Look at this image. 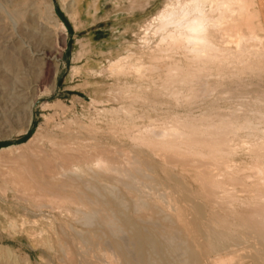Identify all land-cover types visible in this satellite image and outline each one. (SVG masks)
Wrapping results in <instances>:
<instances>
[{
  "label": "rangeland",
  "instance_id": "obj_1",
  "mask_svg": "<svg viewBox=\"0 0 264 264\" xmlns=\"http://www.w3.org/2000/svg\"><path fill=\"white\" fill-rule=\"evenodd\" d=\"M16 1L18 0H0V149L9 148V150H4L0 152V185L2 186V187L0 186V264H92V263L95 264V262L102 256L104 258V259L102 258V260H104L105 262L101 260L103 262L102 263L100 261L101 259L100 258L99 261L96 262V264H101V263L107 264L108 262L111 264V261H114L112 262V264L113 263L121 264V262L122 264H124L122 260L123 257L122 254L119 252L118 249L116 250L113 249L115 248L113 245L114 242L117 241L123 247L122 249L124 252L128 253V250L130 254L134 252L131 251L133 250L132 248L134 247L133 244L127 242L128 243L127 246H129L130 248L125 245L126 244L125 241H130V240L131 242L133 241L130 236H132L131 234L133 233L132 229L134 228V224L128 223L126 221L128 220V218H130L133 215L134 216L139 215V217L142 216V218L148 217L149 219L148 218L145 219L152 221L154 220V224L155 222L159 223L158 225L157 224L156 225L160 227L159 230L160 234H158V239L159 241L162 239L160 241L163 245L161 254L162 255L165 254L164 259L161 258L162 257L161 254H160L161 256L159 255L160 251H158L159 253L157 254L156 253L157 251L153 253L154 251L152 250L153 251L152 252L150 251L151 249L148 248L144 251L145 254L143 252V254L145 255V257L143 255V262L144 260H146L143 264H145L146 262H148L147 264H168V263L178 264V261L182 260L181 257H183V260L186 261L183 262L182 260V262L180 261V264H218V263L219 264H258L255 257L259 256V253H255L254 257L249 255L251 252L250 246L251 245L253 246V244H251L252 242L247 237H239L238 246L235 247L233 251L222 252L223 254L219 253L222 254L220 258L217 257V254L213 255V253L211 252L208 253V255L201 253V249L199 248V246H203V244H205L204 243L205 240H203L205 236L204 233L201 232H203V228H205L206 225L209 224V220L215 214L216 210L217 211L218 209L219 211L222 210L221 206L219 208L217 205V203L218 204L220 203L217 201L213 202L211 200V196L208 195L210 193V188L199 184L200 177L202 178L204 177V175L207 176L209 173L215 171L214 170L215 168L213 169L212 167L214 165H212L211 162H207V164L209 163L208 164L209 167H208L206 163H204L205 165H203V163L201 164L196 162L197 163L196 164L195 162H191L192 164H190V162H188L189 163L188 165H191L188 166L186 164L187 162H185L184 164L186 165H184L182 161L179 162L178 160H176V162H174L175 160L172 161L170 160L166 162L165 165H163L165 168L161 166V169L160 167L147 169L146 166H144L145 162L143 161L144 159H146L145 158L146 155H144L145 153L143 151L141 152L142 157L136 156V154H134L135 151L134 148H132L133 144L131 143L132 140L131 138H129V135L138 132V130L141 129L143 130L145 129V127L147 128L148 126L149 127L155 125L158 126L162 123L161 121L163 120L171 121L169 120L170 119L169 117L172 118L174 115L177 116L182 115L180 117H184L190 114L189 115L190 117L194 116L193 118L198 119L199 121L201 119V122H198L201 124L204 123L207 124V122L209 123L210 121H211L210 123H212L223 118L229 119V116H231V114L238 117L239 119H244L247 117H251L253 114H255L256 113L255 109H260L264 117V72L258 74L253 72L252 73L250 72L251 74L249 72H244V74L239 73L237 76L234 73L231 74L230 72L227 71L223 75H218V76L210 75L208 76L207 81L209 84L217 86V87L213 86L214 87L213 89L216 88L215 91L212 89L207 94H204V96L203 95L200 96L198 101L192 104L191 106L190 104L185 105L184 103H181L180 105H174L172 104L171 100L167 98V95L158 93L159 81L163 76V71L161 72L158 71V73H156L157 71L151 72L145 69L141 71L142 74H138L134 68L130 67V66L136 67L141 63H145V64L148 63L147 54L149 51L156 48L155 45L158 42V38L157 36H154L151 33H149L147 34L146 39H144L143 34L145 32H143V28L145 24L151 19V17L158 10L162 9L166 3L174 0H71V1L70 0H30V4L28 3L27 5L28 8L24 7L19 9L16 5H14ZM247 2L249 3L248 5L249 13L255 14L256 12V14L252 15L251 18L247 19V22L248 21L249 22L247 23V27H243V31L247 32L248 29H252L253 32L255 31L257 33H262L260 29L262 27L261 22L259 19V15L257 14L258 13L257 1L247 0ZM71 3H74L76 5L74 6V10L76 11L75 19L74 16L72 15L70 16L69 12L71 11L68 10L67 8ZM54 22L63 24V26L66 29L65 30L66 36L62 34L63 31L61 26L54 27ZM53 30H55L57 34H55ZM56 35H59L60 38L61 36H63L64 41L60 39L58 40ZM249 44L250 45L254 44V47L257 46L254 49L257 48L264 49V38L260 43L250 42ZM50 45H52V47L54 46L55 52L49 55L50 57L49 58L50 65L48 67L49 72L47 74L41 73L42 72V71L40 72L41 63L39 59L42 61V59L40 58L42 57V55H40V53L44 49H47ZM124 56H127L129 60L128 63L129 68L125 70L124 72L125 74L123 73L118 75V74H114V72L112 73V71L109 69V63L115 60L116 58L124 57ZM234 64H238V63L234 62L231 69H233ZM158 68L159 70H162L163 65L162 64L158 65ZM159 73L161 75H159ZM152 74H158V75L157 76L154 75L155 76L154 77ZM151 79L152 80L157 79V80L152 81ZM137 93H139L140 95L139 98L136 96ZM132 96H135L134 99H132L133 98ZM139 100L141 101V103ZM18 104H22L23 108L21 107L19 109ZM30 105L32 107L31 111L34 114V117L32 118L30 126L26 128L25 127L26 120L29 114ZM152 105H154V107ZM16 106H18V109L15 110L16 112L8 111L11 110L12 107L15 109ZM163 106L165 107L167 106V107L165 108ZM119 109L121 115L119 113ZM124 109H128L131 112L130 116L126 113L124 114L125 112ZM125 115L131 117L132 119L128 118L127 116L125 117ZM207 116H209V118H207ZM202 119H205L206 121L204 120L203 122ZM152 120L153 122L154 120H156L159 123H153V122L151 123ZM168 121L164 122L163 124H170V122ZM257 129L259 132L261 131L264 132V120L257 121ZM249 133L250 132L246 128H240L237 129V132L233 133V135L230 134V136L231 135L232 136L231 138L229 136L228 144L234 150L233 151L234 154L230 157L228 163L229 166L227 167L230 169V171L240 170L239 168L241 169L245 168L247 166L246 164L250 163V160L248 161V159H250L247 153L248 149L253 144H256L259 141V137L256 136L257 134L254 135L252 133L250 134ZM127 134L129 135L127 136ZM61 144H62V149L61 147H59L61 146ZM21 145L23 146L20 147ZM56 146L61 150H58V148L56 150L55 149ZM64 146L67 149V152ZM101 150L103 151V153L107 154V155L104 154V156L106 155L107 158L102 156L103 153L101 152ZM79 152H81L80 153L81 155L79 154ZM83 152L86 154L87 157L90 158H85L86 156L82 154ZM33 153L36 156H34ZM57 153L59 155H57ZM29 154L33 155V157L36 158H33ZM67 155H68L67 158L70 157L69 159L66 158ZM76 155L77 157H75ZM92 155L94 158L91 159ZM99 155L100 157H103V159L106 158L105 160H108L109 157L111 163H115V165H119L120 167L123 166L121 167L123 169L125 168L127 169L129 167L127 169V170L130 169L129 173H131L134 176L136 173V177L137 174L139 175V172L141 174V171L143 170V174L139 175L140 177L138 176V178L141 179L139 180L137 178L138 181H140L141 183L137 181L136 177L134 178L132 175H129L131 176V178L133 177L134 179L133 181H137L138 183H140V185L144 183L142 179L145 180V178L147 177L145 176L144 178L143 177L144 174L146 175L149 172L148 175H150L149 177H147L149 178L150 181L147 184L144 183V186L145 185L149 186L150 182L152 183V181L155 182V180L151 181V178L155 179V177L158 174L157 176L158 179L156 178L157 179L156 182L157 185H159L163 189V191L165 190L164 191L165 193L162 192V195L165 197V200H163V197L162 198L158 197L157 199V196H159L157 194L159 191L161 192V188L155 184L156 182L155 183L153 182V186L150 184L148 188L149 191L154 188L151 191L152 193H149V191L146 190L147 188L145 187L144 189V187L142 186L143 190L149 193V196L145 195L144 197L143 193L145 191L141 190L142 188L136 190V186H138L139 184L134 182V184L136 183V185H132L131 189H133V191L129 189L131 185L127 186L125 184L127 181L126 179L128 177L126 173L129 174L126 171L125 174L119 173L123 175L121 176V180L124 181H121V183L119 181L120 179L117 180L118 177H120V175H117L118 174L117 172L114 171H112L114 173L107 172L108 174L104 173V175L97 174L98 172L100 174L102 172L99 170L98 167H94L96 163L95 162L96 159L100 158L98 157ZM78 156L81 159L85 158L87 161H89V165L91 166V168L87 169L84 166V161L81 160L80 158L78 159ZM159 156L160 155H155V156L153 155L152 157L153 163L155 164L157 163L156 165H159L160 163L159 160H161L160 158L161 156L160 157ZM126 157L129 158L127 159ZM131 157H133V159ZM40 158L42 160H40ZM118 158H120V160ZM135 158H139L140 160ZM141 158H143L142 161L144 162V164L142 163ZM88 159H91L92 161ZM129 159H131V161ZM137 160L141 162H138ZM109 161L107 162L109 163ZM136 161L137 163H139V165L141 163L143 164V165L141 164L142 166L140 165L141 168L143 169L138 168L136 166L138 164L134 163L137 169H135L136 171L133 172L132 162H136ZM177 161L180 163V165H178L179 163H177ZM170 162H172L173 164ZM181 164H183L185 168ZM194 164L197 165L195 166L196 169L194 168ZM167 165H169L168 166L169 168H167ZM60 166L66 168L65 171L66 173H68V175L65 174L66 175L65 176V175H59L60 173L58 174V172L60 171L59 170ZM124 166L127 167L124 168ZM198 166H203V167L205 166L204 170H202L203 168L201 167H200L201 169H199ZM52 167H54V169ZM72 167L74 168V170ZM93 167L95 168V170L97 168L99 171L97 170L95 171ZM197 168L201 172H199ZM92 169L95 172H92L93 171ZM185 169L187 171H185ZM192 169H195V171H193ZM229 169L227 170L229 171ZM45 170L47 171V173L44 172ZM168 170L171 172H168ZM207 170L208 172L206 175ZM69 171L70 172L73 171V172L70 173ZM150 171L151 172L153 171L152 172L153 174ZM160 171H162L164 175L167 174V177L164 176ZM202 172L203 174L204 173L205 174L202 175ZM219 172H218L219 174L218 177L220 176L223 177L222 174ZM75 174H78L79 177L77 176L76 178ZM199 174L200 176L198 177ZM239 174L240 175L246 174L245 176H247L249 175V172L240 171ZM56 175H58V177ZM108 175L109 177H107ZM173 175L176 176V179L178 180H180V178H178L180 177L179 175L183 177L181 178V180L184 181L183 182L184 184L180 181L179 182L182 183L181 184L183 186L182 188L187 189L185 192L184 190L183 192H181L182 191L181 185H179V182L177 180L175 181ZM64 176L67 178H65ZM171 176H172L171 179L168 178ZM52 177H57V178H52ZM62 177L63 179L65 178L68 180L71 177L73 179L71 181L72 182L75 181L73 183L74 185L77 184V182L80 184V181L82 182L83 180L85 182H89L90 184L89 183L85 184L83 183L84 182L83 181L82 183L84 185L83 184L80 185L81 190L86 192V194L90 196L93 200L96 199L93 203L97 206V209L98 208L99 209L101 208L100 210L103 209L104 213L102 211L101 212L103 214H106L107 216L105 217V215H101L102 213L100 212V210L97 213L98 214L100 213L99 216L101 217L96 215L97 213L95 212L97 211V209L95 205L90 206L88 204H83L84 205L83 207L82 203L78 204L77 202H75L74 204L73 202L71 204L70 202H66L62 205L61 204L58 205L56 203L49 204L48 199H50L51 196V194H49L51 192L49 191H53V190L51 187L49 188L50 185H44V184L50 181H56L58 178H59L58 180H60L62 179ZM112 177H115L116 180L113 178L115 182L112 181ZM246 178L247 179L245 181L250 182L252 177L247 176ZM130 179H128V181H131ZM173 179L174 181H172L171 183L169 182L168 184L167 180L171 181ZM146 180L145 182H147ZM123 182L124 184H122ZM159 182L164 183V188L162 186L163 183L159 184ZM173 182L175 183L173 184ZM2 183L5 186H3ZM176 183L178 186L177 185L175 186ZM185 183L188 185L187 186L188 188L186 187ZM236 184L237 183H232V185H234L235 192H237V195L240 197H243V195L245 196L247 194V186L242 187ZM40 185L43 191H38V189H36ZM85 185H87L86 188L88 187L91 189L92 186L95 185L93 186L94 188L93 190L97 193L93 192V190L91 189H86ZM88 185H90L91 187H89ZM227 185H228L227 188L231 189L230 187L231 185L230 184ZM238 186L242 189H239ZM45 187H47L46 188L47 192L46 190L44 192ZM140 187L141 186L137 188ZM176 187L177 188L179 187L181 189L178 190L179 188L177 189ZM20 188L22 189V191ZM155 188H160L159 190L157 189L158 190V192L156 191L157 193L154 191ZM174 188L177 189L176 190L177 192H175ZM190 189H192L193 191H191ZM202 190L203 191L205 190L204 191L205 193L201 192ZM232 190H233V186H232ZM168 191L171 192V194H169ZM187 191L188 194L193 192L191 196L192 198L193 196H195L193 198L195 199L194 203H193L194 200L192 198L190 197L184 198L188 196V194H186ZM206 191L209 192L206 193ZM147 192H145V194ZM200 193L203 194L201 195ZM27 194L29 195V197ZM151 195H154V197L152 196L153 199H150L152 198L150 197ZM168 195H172L171 197H175V199L169 197ZM38 196L40 197L41 200L38 201H40V203L42 204H38V207L37 206L35 207L33 206L32 203H30V201L27 198L29 199L31 198V200L32 198H34L36 200L38 199ZM103 196L105 200L102 198ZM112 196L118 199L116 200V198H113ZM146 196L149 198L148 201H147L148 198H146ZM206 196L208 201L206 199ZM141 197L145 198V199L143 198L142 202H141L142 200ZM167 197H169L168 199H172V200L169 201ZM159 198L162 199L163 201H161ZM200 198H203L201 199L203 202L205 201L204 202L205 208L203 207V202H200ZM24 199L26 201H23ZM139 200L141 204H143L144 202L143 205L145 206L142 205L143 208L142 206H140L141 208L136 207L137 202H139ZM150 200L151 201L153 200L152 202H154L155 200L157 202V203L155 202L156 205L154 203L149 202ZM176 200L180 201L179 202L180 205L177 203ZM38 201L36 200V202ZM107 201L109 202L111 201V202L109 203ZM173 201L175 204L173 203ZM148 202L151 204H149ZM212 202L214 203V205ZM43 203L45 206H43ZM162 203L164 204L165 207L163 206ZM171 203L173 204V206L171 205ZM176 203L178 206H176ZM189 203H191V205H189ZM134 204L135 206H133ZM147 204L148 206L150 205L151 208L148 207ZM157 204L158 207H160V210L162 211H159V209L157 208ZM167 204L172 207V210H170L171 209L170 206L167 208L168 206ZM192 204H194L196 208ZM162 206L164 209L162 208ZM174 206L176 208H173ZM86 207L88 209L90 207L91 208L93 207L92 209L90 208L91 210L94 209V212L91 213L92 215L90 214L91 210L90 209L88 210ZM185 207H187L186 208V210L188 209L187 211L183 209ZM133 208H136L137 211L132 210ZM155 208L156 210H154ZM193 208H195L194 211ZM110 209L111 211H113L112 213L111 211H109ZM151 209L153 211H151ZM168 209L170 211L169 213H171V211L174 212L171 213L173 214L172 216L168 214L167 211ZM76 210L77 211L79 210L77 214L76 212H74ZM212 210L213 212L214 211L215 212L212 213ZM175 211H177V213ZM197 211L199 212V214H197ZM119 212H121L122 214ZM165 213L171 216V218L169 217L170 221H168L169 218L167 220L164 219V217L167 218ZM175 213L177 214L176 216H178V218L182 217L183 219L180 218V221L176 220L177 217H173ZM183 213L186 215H184ZM200 213H202V215ZM85 214H89L91 218ZM125 215L126 217L128 216L127 219L125 218ZM102 216L103 219L106 220L107 222L106 224L104 223L105 221H103V219H100L102 218ZM183 216H186L188 219ZM92 217L95 219H93ZM203 217L204 218L209 217V219L207 220L208 222L206 221V218L202 219ZM82 218L85 219L88 218V219L85 220ZM173 218H174L173 220L174 222L173 221L171 222V219ZM197 219L199 220L201 219L200 222ZM123 222L126 225L123 224ZM168 222H171V224L172 223L175 224L174 226L173 224L171 225L172 228L176 227L177 224L179 228V229L175 228V230L173 228L174 233L176 235L174 236V239H172L171 242L167 241L168 238L164 239V236L166 235L167 231H165V229H161L163 227L162 226L163 224L170 226V223ZM180 222L181 223L184 222L183 223L184 225L180 224ZM127 223L129 228L127 227ZM203 223L204 224L206 223L205 226L203 225ZM137 224L147 227L146 225L147 223H143V222L141 223V221L137 222ZM194 224L196 225L199 224L198 226L199 228H195ZM201 225L203 226L201 227ZM190 226H192V228L189 230ZM200 227L202 229H200ZM193 228L196 230L200 229L202 231L197 232L196 230H194L193 233ZM73 230L76 231V235ZM184 230L185 231L189 230V232L188 231L185 232ZM91 231L95 232L94 235H96V238H94L95 236H92L93 233ZM190 231L193 236L190 234ZM77 232L81 236L82 234L86 235L87 233L88 235L89 232L91 233L88 235L89 238L87 235H86L87 237L85 236V238L89 239L85 244L86 247L83 246L84 245L83 240L85 239L83 237L84 235L80 237L81 239L83 238V240L79 242V240L81 239H79ZM122 232L123 233L125 232L126 233L125 235L128 237V239L129 238L130 239L129 240L126 239L127 237ZM177 232L179 235H177ZM179 232H181V234ZM183 233H185V236ZM65 234L67 237L65 236ZM161 236L162 238H160ZM179 236H184V238L182 237L181 239ZM200 236L201 237L203 236L202 239ZM194 237L197 243L199 241L200 244L199 243L197 244L196 241L195 244L194 240H191V238L194 239ZM175 238L178 239L180 243L185 238L187 239H185L186 241L185 240L183 241L184 245H182L183 243L178 245L177 242L178 240H176ZM95 241L96 242L98 241L97 245ZM89 242H91L90 243L91 245H89ZM92 242L96 246H94ZM168 242L171 243L170 244L171 246H174L172 243L174 244L177 243L176 245L178 247H176L175 245V247L168 249L166 248L169 247V245H167L169 244ZM101 243L104 244L102 245ZM98 244L100 245L98 246ZM105 244L106 245L109 244L111 245V247L106 246ZM123 244L125 245V247L123 246ZM194 244L196 246L193 248L192 246H194ZM185 245L187 246V248L184 251L182 248H185L186 247ZM180 246L181 247L184 246V247L181 248ZM96 247H100L99 248L100 250L98 248L96 249ZM104 247L106 248L104 249ZM107 247H110V249L112 248L113 250L112 249L110 250L109 248L107 249ZM179 247L181 248L182 252L179 249H176ZM102 248L104 249V251ZM125 248L127 249V251ZM173 248H175V250H172ZM192 248L193 249L196 248V250L200 252L198 254V252L195 251L202 260H197L199 259V257H197V259H195L196 258L195 257L193 260H191L192 258L189 257V254L187 252L192 250ZM79 249L83 252H81ZM176 250H178V254ZM98 251L101 253L100 255L98 254L99 253ZM112 251L115 252L112 254ZM173 251L175 252V254L178 255V258L176 255L172 253ZM147 252L151 255L146 256ZM184 252L186 254H184ZM115 253H118V255L120 256L119 260L120 261L122 260L121 262L118 261L117 258L118 255L117 254L115 255ZM97 254L98 256H95ZM108 254L109 256H107ZM180 254H182L181 257H179ZM155 255H157L158 257ZM6 257L8 258V260ZM148 257L150 258V260L153 258L152 261L154 260V262L151 263L152 261H148L149 260L147 259ZM187 257H189L190 259L188 260ZM91 259H93L94 261H92ZM6 260L8 261V263ZM200 261H203L204 263Z\"/></svg>",
  "mask_w": 264,
  "mask_h": 264
},
{
  "label": "bare ground",
  "instance_id": "obj_2",
  "mask_svg": "<svg viewBox=\"0 0 264 264\" xmlns=\"http://www.w3.org/2000/svg\"><path fill=\"white\" fill-rule=\"evenodd\" d=\"M29 1V2H28ZM71 1V0H70ZM253 1V0H252ZM17 2V3H16ZM14 3V5H16L19 8H24V7H27L28 8V3L30 4V0H18ZM66 3V2H65ZM64 3V4H65ZM69 3V2H68ZM32 4V3H31ZM252 4V3H251ZM255 4V3H254ZM13 5V6H14ZM52 5V4H51ZM248 5L249 3L247 2V0H174V1H170L168 3H166L164 5V7L160 10H158L152 17L151 19L145 24L144 28H143V32H145L143 34V38L146 39L147 37V34L151 33L152 35L154 36H157L158 38V42L157 44L155 45L156 48L149 51L148 52V63L145 64V63H141L139 64L138 66H130L131 68H134L138 74H142L141 71L142 70H149V71H157L156 73H158V71H163V76L161 77L160 81H159V89H158V93L160 94H165L167 95V98H169L172 102V104L174 105H180L181 103H184L185 105L187 104H190V106L194 103H196L199 99L200 96H204V94H207L208 92H210L215 86L214 85H211L208 83L207 79H208V76L210 75H223L225 74L227 71L230 72L231 74H235L238 76L239 73H243L244 72H253V73H262L264 72V49H254L256 47H254V44L250 45L249 43L250 42H258L260 43L263 38H264V30L263 28L261 27V31L262 33H257V32H253L252 29H248V31H243V27H247V19L248 18H251L252 15H255L253 14H250L249 11H248ZM253 5V4H252ZM74 6H76L74 3H71L69 4V7H66L68 8V10H70L71 12L70 13V16H74V19L76 17V11L74 10ZM254 7V6H253ZM65 8V7H64ZM17 9V10H18ZM256 9V8H255ZM15 10V9H13ZM16 10V11H17ZM24 10V9H22ZM21 11V10H20ZM257 11V10H255ZM258 14V13H257ZM34 15V14H33ZM3 19V18H2ZM51 21V20H50ZM256 25V24H255ZM33 26V24H32ZM56 26H61L62 28V31H63V35L66 36V32H65V27L63 26L62 23H58V22H54V27ZM253 28V27H252ZM256 28V27H255ZM25 31V30H24ZM55 32V30H53ZM35 33V32H34ZM55 34H57V32H55ZM56 37L58 38V40H62L64 41V38L63 36H60L59 35H56ZM40 39V38H39ZM42 40V39H41ZM49 40V39H48ZM20 41V40H19ZM46 45V44H45ZM259 45V44H258ZM36 46V45H35ZM252 46V47H251ZM29 47V46H28ZM46 47V46H45ZM37 49V48H36ZM43 50V48H42ZM37 51V50H36ZM18 52V51H17ZM55 52V48L54 46L52 47V45H50L47 49H44L40 55H42V57H40L42 59V61L39 59L40 63H41V66H40V72L41 73H48L49 69V65H50V57L49 55L51 53ZM54 55V54H53ZM178 55V56H177ZM52 58V57H51ZM3 61V60H2ZM236 62L238 64H234L233 66V69L232 68V65L233 63ZM128 63H129V60L127 58V56H124V57H119V58H116L115 60H113L112 62L109 63V69L112 71V73L114 72V74H123L125 72V70L127 68H129L128 66ZM162 64L163 65V68L162 70H159L158 68V65ZM3 65V64H2ZM5 70V69H4ZM11 70V69H10ZM250 73V74H251ZM22 74V73H21ZM125 74V73H124ZM43 75V74H42ZM153 76L154 75H158V74H152ZM151 75V76H152ZM159 75H161L159 73ZM262 75V74H261ZM41 76V75H40ZM152 76V77H153ZM155 77V76H154ZM43 78V76H42ZM139 78V77H138ZM151 78V77H150ZM159 78V77H158ZM153 79V78H152ZM151 79V80H152ZM157 80V79H155ZM155 80H152V81H155ZM159 80V79H158ZM40 81V80H39ZM217 81V80H216ZM30 83V82H29ZM153 84V83H151ZM217 84V83H216ZM214 86V87H213ZM217 87V86H216ZM219 87V86H218ZM131 88V87H130ZM155 88V87H154ZM122 89V88H120ZM133 90V89H132ZM214 91L216 90L213 89ZM120 91V90H119ZM131 91V90H130ZM157 93V92H156ZM9 95V94H8ZM126 95V94H125ZM143 95V94H142ZM138 98L140 97L139 93H137L136 95ZM7 97V96H6ZM18 97V95H17ZM16 97V98H17ZM129 97V96H128ZM134 99L135 96H132ZM159 97V96H157ZM165 97V96H164ZM131 98V97H130ZM163 98V97H161ZM166 98V97H165ZM164 98V99H165ZM166 98V99H167ZM143 99V97H142ZM147 99V98H146ZM6 100V99H5ZM16 100V99H15ZM19 101V100H17ZM15 101V102H17ZM140 101V100H139ZM143 101V100H142ZM152 102V101H151ZM21 103V101H20ZM23 103V102H22ZM141 103V101H140ZM144 103V102H143ZM13 104V103H12ZM31 104V103H30ZM154 104V103H153ZM150 105V104H149ZM158 105V104H157ZM19 106V109L23 106L22 104H18ZM18 106H16V108L14 109V105L13 107L11 108V110H8L9 112L10 111H15L18 109ZM33 106V105H32ZM124 106V105H123ZM147 106V105H146ZM154 107V105H152ZM169 106V105H168ZM189 106V105H188ZM151 107V106H150ZM148 107V108H150ZM165 107V106H163ZM167 107V106H166ZM165 107V108H166ZM177 107V106H176ZM182 107V106H181ZM31 105H30V109H29V114L27 116V120H26V128H28L31 124V121H32V118L34 117V114L32 113L31 111ZM119 108V107H118ZM116 108V109H118ZM159 108V107H158ZM187 108V107H186ZM123 109V108H121ZM152 109V108H151ZM161 109V108H160ZM125 112L124 114H128L130 116L131 112L128 110V109H124ZM159 110V109H158ZM188 110V109H187ZM118 111V110H116ZM122 111V110H121ZM151 111V110H150ZM190 111V110H189ZM256 113L253 114L251 117H247V118H244V119H239L238 117L234 116L233 114H231V116H229V119H220L218 121H215V122H212L210 123L211 119L208 120L210 121L209 123L207 122L204 123V124H201V123H198V122H201V119L200 121L198 119H195L193 118L194 116L190 117L189 115H186L184 117H180V116H177V115H174L172 118L169 117L171 121H168L170 122V124H163L164 122L166 121H161L160 123L163 124V125H158V126H148L147 128L145 127V129H141V130H138V132L134 133V134H127V136L129 135V138H131V143L133 144L132 145V148H134V154H136V156H141V152L143 151L146 155V159L143 160V158H141V161L143 160L145 162V165L147 169H152V168H156V167H160L161 169V166L165 165L166 162L168 161H172V160H175L174 162H176V160H178L179 162H183V164L185 162H187L186 164L188 165L190 162V164H192L191 162H197V163H203V165H205L204 163L207 164V162H211L214 172H211L207 175V172L208 170L206 171V175L205 176L202 172V175H204V177H200V185L202 186H207L210 188V193L208 195L211 196V200L213 202L217 201L219 202L220 204L217 203L218 207L220 208L221 206V211H218L216 210L215 214H210V215H213L210 220H209V224L207 223L208 218H206V223L208 225H206L205 228H203V232H201L202 229L201 227L205 224L203 223V225H201L200 227V231L197 229H194L193 228V233H194V230H196L197 232H201V233H204V236L205 238L203 240H205V244H203V246H199V248L201 249V253L202 254H207L208 253H213L214 254H217V257H221L222 256V252H229V251H233L235 249V247L238 246V238L239 237H247L253 244V246L251 245V252L249 255L253 256L255 255V253H259V256H256V260H257V263L258 264H264V132H259L258 129H257V121L258 120H264V117H263V114L261 113L260 109H255ZM16 112V111H15ZM114 112V111H113ZM123 112V111H122ZM173 112V111H172ZM119 113H120V109H119ZM133 113V112H132ZM148 113V112H147ZM152 113V112H151ZM176 113V112H175ZM205 113V112H204ZM161 114V113H160ZM172 114V113H171ZM116 115V114H115ZM121 115V113H120ZM118 116V115H117ZM115 116V117H117ZM123 116V115H122ZM127 115H125L126 117ZM127 116L128 118H131ZM141 116V115H140ZM164 116V115H162ZM167 116V115H166ZM172 116V115H171ZM246 116V115H245ZM121 117V116H120ZM133 117V115H132ZM203 117V116H202ZM201 117V118H202ZM160 118V117H159ZM164 118V117H163ZM206 118V117H205ZM207 118H209V116H207ZM206 118V119H207ZM132 119V118H131ZM139 119V118H137ZM148 119V118H147ZM168 119V117H167ZM124 120V119H123ZM135 120V119H134ZM158 120V119H157ZM205 119H202V121L204 122ZM118 121V120H117ZM159 121V120H158ZM158 121L153 120L151 121V123H159ZM206 121V120H205ZM119 122V121H118ZM132 122V121H131ZM150 122V121H148ZM115 124V123H114ZM128 124V123H127ZM148 124V123H147ZM150 124V123H149ZM112 125V124H111ZM126 125V124H125ZM130 125V124H129ZM137 125V124H136ZM151 125V124H150ZM153 125V124H152ZM127 126V125H126ZM147 126V125H145ZM129 127V126H128ZM135 127V126H133ZM127 128V127H126ZM144 128V127H143ZM240 128H246L250 133L252 134H257L256 136L259 137V141L256 143V144H253L251 147H249L248 149V155H249V158L248 161L250 160V163L249 164H246L245 168H239L240 170H233V171H230L229 168H227L229 165V160H230V157L234 154L233 153V149L229 146L228 144V140H229V136L230 134L233 135V133L237 132V129H240ZM39 129V128H38ZM124 130V129H123ZM93 131V130H92ZM95 131V129H94ZM93 131V132H94ZM130 133V132H129ZM249 133V134H250ZM231 135V136H232ZM44 136V135H43ZM69 136V135H68ZM230 136V138H231ZM253 136V135H252ZM84 138V137H83ZM37 139V138H36ZM51 141V140H50ZM53 141V140H52ZM79 142V141H78ZM55 143V142H54ZM53 143V144H54ZM71 143V142H70ZM83 143V142H82ZM120 143V142H119ZM58 144V143H57ZM122 144V143H121ZM56 145V144H55ZM23 145H21L20 147H22ZM55 147V146H54ZM62 149V144L61 146ZM57 146H56V150H57ZM65 148V146H64ZM63 148V150H64ZM80 148V147H79ZM104 148V147H102ZM60 148H58V150H61ZM66 149V148H65ZM131 149V148H130ZM4 150H9V148H2L0 149V152L1 151H4ZM133 150V149H132ZM74 151V150H73ZM72 151V152H73ZM107 151V150H106ZM30 152H33V151H30ZM65 152V151H63ZM66 152H67V149H66ZM85 152V151H84ZM82 153L84 156H86V152L85 153ZM88 152V151H87ZM101 152L103 153V151L101 150ZM105 152V150H104ZM127 152V151H126ZM56 153V152H54ZM53 153V154H54ZM81 152H79L80 154ZM101 153V154H102ZM109 153V152H107ZM34 154V153H33ZM64 154V153H63ZM78 154V153H77ZM104 154L106 153H103L102 156H104ZM143 154V153H142ZM31 155V154H29ZM57 155H59L57 153ZM71 155V154H70ZM69 155V156H70ZM81 155V154H80ZM79 155V156H80ZM82 155V156H83ZM88 155V154H87ZM90 155V154H89ZM107 155V154H106ZM106 155L104 157H106ZM111 155V154H110ZM153 155H160L159 157L161 158L160 163L159 165H156L155 163H153V160H152V157ZM33 157V155H31ZM34 156H36L34 154ZM61 156V155H60ZM65 156V155H64ZM78 156V159L81 157ZM83 156V157H84ZM63 157V156H62ZM68 157V155L66 156V158ZM72 157V156H71ZM77 157V155L75 156ZM100 157V155L98 156ZM113 157V155H112ZM130 157V156H129ZM128 157V158H129ZM33 158H36V157H33ZM70 158V157H69ZM67 158V159H69ZM85 158H90V157H85ZM85 158H80L81 160L84 161V166L87 168V169H90L91 166L89 165V161H87ZM94 158L93 155L91 157V159ZM97 158V157H96ZM107 158V157H106ZM105 158V159H106ZM117 158V157H116ZM127 158V157H126ZM125 158V159H126ZM127 158V159H128ZM133 159V157H131ZM73 159V158H72ZM76 159V158H75ZM77 159V160H78ZM85 159V160H84ZM91 159H88L90 161H92ZM103 159V157H100V158H97L96 159V163H95V166L94 167H98L101 172V174L98 172L97 174L99 175H104V173H114V172H117L118 174L117 175H120V177H118L117 180L120 181H124V180H121V174L119 173H123L125 174L126 172L129 173V170H127L125 167L127 166H124V168L126 169H123L121 167L123 166H119V165H115V163H111V160L110 158L108 157V160H105ZM114 159V158H113ZM120 160V158H118ZM124 159V160H125ZM135 159H139V158H135ZM134 159V160H135ZM24 160V159H22ZM40 160H42L40 158ZM110 160V161H109ZM117 160V161H119ZM131 161V159H129ZM133 160V161H134ZM140 160V159H139ZM155 160V159H154ZM80 161V160H79ZM78 161V162H79ZM109 161V163L107 162ZM116 161V160H115ZM138 161V160H137ZM136 162H132V171H136L135 169L140 168V169H143L141 168V166L144 164V162L142 161V165L140 166L139 163ZM141 161H138V162H141ZM177 161V163H179ZM51 162V161H50ZM122 162V161H121ZM156 162V161H155ZM62 163V162H61ZM127 163V162H126ZM130 163V162H129ZM128 163V164H129ZM134 163H137L138 165H134ZM172 163V162H170ZM169 163V164H170ZM196 163V164H197ZM173 164V163H172ZM176 164V163H175ZM181 164L184 168L186 164ZM209 164V163H208ZM207 164V166H208ZM32 165V164H31ZM56 165V163H55ZM125 165V164H124ZM180 165V163L178 164ZM200 165V164H199ZM58 166V165H57ZM67 166V165H66ZM65 166V167H66ZM140 166V167H139ZM143 166V167H144ZM169 165H167V168ZM174 166V165H173ZM188 166H191V165H188ZM193 166V165H192ZM195 165L194 164V168H195ZM206 166V167H207ZM48 167V166H47ZM68 167V166H67ZM71 167V166H70ZM93 167V168H94ZM172 167V166H171ZM170 167V168H171ZM175 167V166H174ZM181 167V166H180ZM182 167V168H183ZM203 168L202 170H204V167L203 166H198L199 169ZM209 167V166H208ZM243 167V166H241ZM54 169V167H52ZM73 168V167H72ZM163 168H165L163 166ZM189 168H192V167H189ZM188 168V169H189ZM197 168V169H198ZM229 169V171L227 169ZM66 168H64L63 166L61 167L60 166V171L58 172L59 175H68V173H66L65 171ZM134 169V170H133ZM139 169V171H140ZM159 169V170H160ZM173 169V168H172ZM196 169V168H195ZM195 169H192L193 171H195ZM198 169V170H199ZM209 169V168H207ZM47 170V169H46ZM44 171L47 173V171ZM58 170V168H57ZM74 170V168H73ZM93 170V169H92ZM95 170V168H94ZM92 171V172H95L96 170L99 171L97 168L95 171ZM124 170V171H123ZM158 170V169H157ZM206 170V169H205ZM232 170V169H231ZM114 171V172H112ZM123 171V172H122ZM126 171V172H125ZM138 171V170H137ZM138 171V172H139ZM148 171V170H147ZM165 171V169H164ZM167 171V170H166ZM180 171V170H179ZM185 171H187L185 169ZM184 171V172H185ZM220 171V172H219ZM242 172V171H247L249 172V175L247 176H250L252 177L250 182H246L245 180L247 179L245 175H240L239 172ZM68 172V171H67ZM70 172V171H69ZM73 172V171H72ZM70 172V173H72ZM82 172V171H81ZM80 172V173H81ZM131 172V171H130ZM151 172V171H150ZM153 172V171H152ZM151 172V173H152ZM163 175L164 173L162 171H160ZM168 172H171L168 170ZM167 172V173H168ZM199 172H201L199 170ZM218 172L222 174L223 177H218ZM85 173V172H84ZM103 173V174H102ZM107 173V174H108ZM110 173V174H111ZM145 173V172H144ZM198 173V171H197ZM52 174V173H51ZM134 174V173H133ZM143 174V170L141 171V174L139 172V175H142ZM149 174V172H148ZM148 174H144V178L145 176L149 177L150 175ZM153 174V173H152ZM155 174V173H154ZM174 174V173H173ZM220 174V175H221ZM65 175V176H66ZM76 175V178L77 176L79 177L78 174H75ZM85 175V174H84ZM106 175V174H105ZM115 175V174H114ZM112 175V176H114ZM128 175V177L126 176ZM126 177H127V181H126V185L130 186L129 189L132 188V185H136L139 184L138 186H136V190L138 189H141L142 186L147 188L146 190L149 191V186L150 184L153 186V182L152 180H156L158 179L157 176L155 177V179L151 178V181L152 183L150 182L149 186L148 185H145L144 186V183H148L150 180L149 178H145V180L147 182H145V180L142 179V181H144V183H142L140 185V181H138V174H137V177H136V173H135V176L132 175L131 173L127 174L126 173ZM129 175H132L134 178L136 177L137 181L140 182L138 183L137 181H133V177L131 178V176ZM169 175V174H168ZM58 177V175H56ZM64 176V177H65ZM83 176V174H82ZM167 177V174L164 175ZM174 176V175H173ZM180 177V180L176 179V176H174L173 178L175 179V181L177 180L178 182H184L181 180V178H183L181 175H179ZM195 176V175H194ZM200 176V174L198 175V177ZM245 176V177H244ZM47 177V175H46ZM57 177H52V178H57ZM69 177V176H68ZM90 177V176H89ZM109 177V175L107 176ZM116 177V176H115ZM115 177H112V181L115 182ZM140 177V176H139ZM142 177V176H141ZM161 177V176H160ZM197 177V176H196ZM51 178V179H52ZM67 178V177H65ZM60 179V180H56V181H50L48 183H45L44 185H50L49 188L51 187L53 191H49L51 193V196H50V199H48L49 201V204L51 203H56V204H64L66 202H70V204L73 202V204L75 202H77L78 204L79 203H82L83 204H88L90 206H94L95 204L93 203L96 199L94 197L95 200H93L90 196H88L86 194V192H84L83 190H81L80 188V185L85 183V184H88L89 182H84L82 183L80 181V184L77 182V184H73L75 181H71L73 180L71 177L70 179ZM115 180H114V179ZM131 178V179H130ZM157 178V179H156ZM163 178V177H162ZM168 178H172L171 177H168ZM50 179V178H49ZM79 179V178H78ZM123 179V178H122ZM125 179V177H124ZM128 179H130L131 181H128ZM141 179V178H140ZM139 179V180H140ZM168 179V180H170ZM168 181V184L169 182L171 183L172 181ZM80 180V179H79ZM110 180V179H109ZM163 180V179H162ZM166 180V179H165ZM197 181V180H196ZM72 182V183H71ZM134 182H136L134 184ZM154 182V183H155ZM179 182V185H181L182 183ZM14 183V182H13ZM102 183V182H100ZM117 183V182H116ZM119 183V184H120ZM133 183V184H132ZM161 182H159L160 184ZM163 183V182H162ZM161 183V184H162ZM175 182H173L174 184ZM232 183H237L238 185L244 187V186H247V194L243 197H240L237 195V192H235L234 190V185H232ZM3 184V183H2ZM16 184V183H15ZM42 184V185H43ZM90 184V183H89ZM124 184V182L122 183ZM121 184V185H122ZM157 185V182L155 183ZM154 184V185H155ZM184 184V183H183ZM186 184V183H185ZM227 184H230L231 186V189H228L227 188ZM236 184V185H237ZM36 185V184H34ZM84 185V184H83ZM92 185V184H91ZM107 185V184H106ZM125 185V186H126ZM155 185V186H156ZM177 185V183L175 184V186ZM1 186V185H0ZM3 186H5L3 184ZM16 186V185H15ZM33 186V185H32ZM87 185H85V188H86ZM89 187H91L90 185H88ZM95 186V185H93ZM92 186V189L91 188H86V189H91L93 190ZM105 186V185H103ZM141 186L140 188H137ZM148 186V187H147ZM158 187H160L159 185H157ZM156 186V187H157ZM163 188H164V183L162 184ZM174 186V187H175ZM178 186V185H177ZM188 185L186 184V187ZM232 186H233V190H232ZM2 187V186H1ZM36 187V186H35ZM44 187V186H43ZM82 187V186H81ZM102 187V186H100ZM111 187V186H110ZM168 187V186H166ZM171 187V186H169ZM173 187V186H172ZM183 186L181 185V188ZM185 187V188H186ZM206 187V188H207ZM229 187V188H230ZM239 187V186H238ZM47 187H45L44 189V192L46 190ZM161 188V187H160ZM160 188H155V192L160 189ZM177 188V187H176ZM179 188V187H178ZM177 188V189H178ZM181 188H179L178 190H180ZM188 188V187H187ZM200 188V187H199ZM21 189V188H20ZM24 189V188H23ZM36 189H38V191H43V189L41 188V185L39 187H37ZM104 189V188H103ZM127 189V188H126ZM154 189V188H153ZM152 189V190H153ZM158 189V190H157ZM166 189V188H165ZM168 189V188H167ZM173 189V188H172ZM171 189V190H172ZM175 189V188H174ZM175 189V192H177ZM198 189V188H197ZM239 189H242L239 187ZM246 189V188H245ZM3 190V188H2ZM96 190V189H95ZM133 191V189H131ZM143 190V188L141 189ZM140 190V191H141ZM150 190L149 193H152ZM170 190V189H169ZM183 192L187 190V189H184L182 188L181 189ZM191 191H193L192 189H190ZM196 190V188H195ZM22 191V189H21ZM25 191V190H23ZM104 191V190H103ZM145 191V190H143ZM145 191V192H147ZM165 191V190H164ZM163 191V189L161 188V192L159 191L157 195V199L158 197L162 198L163 197V200H165V197L162 195V192L165 193ZM190 191V192H191ZM205 191V190H204ZM203 190L201 192H204ZM237 191V190H236ZM244 191V190H243ZM14 192V191H13ZM47 192V190H46ZM92 192V191H90ZM93 192H95L93 190ZM127 192V191H126ZM135 192V191H134ZM145 192H141L143 193V196L145 197V195H148L149 196V193L145 194ZM156 192V193H157ZM167 192V191H166ZM169 192V191H168ZM198 192V191H197ZM209 192V191H206V193ZM16 193V192H15ZM24 193V192H23ZM97 193V192H95ZM154 193V192H153ZM155 193V194H156ZM161 193V194H159ZM192 193H189L188 194V191L186 194H188V196L184 197V198H187V197H190L192 198ZM195 193V192H194ZM205 193V192H204ZM21 194V192H20ZM25 194V193H24ZM99 194V193H98ZM97 194V195H98ZM140 194V193H139ZM169 194H171V192H169ZM180 194V193H178ZM196 194V193H195ZM201 194V193H200ZM203 194V193H202ZM201 194V195H202ZM28 195V194H27ZM103 195V194H102ZM107 195V194H106ZM112 195V194H111ZM118 195V194H117ZM116 195V196H117ZM162 195V196H161ZM165 195V194H164ZM167 195V194H166ZM175 195V194H174ZM194 195V194H193ZM26 196V195H25ZM115 196V195H113ZM112 196V197H113ZM154 197V195H151L150 197ZM169 197H171L172 195H168ZM182 196V195H181ZM198 196V195H197ZM29 197V195H28ZM31 197V196H30ZM143 197V198H144ZM150 198V199H153ZM167 197V199L169 198ZM195 196H193L194 198ZM37 198V197H36ZM43 198V197H42ZM104 199V196L102 197ZM113 198H116V197H113ZM134 198V197H132ZM143 198L141 197V202L143 201ZM146 198H148L146 196ZM159 198V199H160ZM171 198H174L175 197H171ZM177 198V197H176ZM182 198V197H181ZM192 198V199H193ZM30 203L33 204V206H37L38 207V204H42L40 203V197L38 196V199H36L38 202H36V200L34 198H27ZM118 198H116L117 200ZM140 199V198H139ZM145 199V198H144ZM183 199V198H182ZM196 199H199V198H196ZM201 199L203 198H200V202H203ZM205 199V198H204ZM206 199H207V196H206ZM218 199V200H217ZM44 200V199H43ZM105 200V199H104ZM111 200V199H110ZM120 200V199H119ZM118 200V201H119ZM131 200H134V199H131ZM136 200V199H135ZM149 200V198L147 199V201ZM161 201H163L162 199H160ZM169 201L172 200V199H168ZM188 200V199H187ZM194 200V201H193ZM193 203L195 202V199H193ZM23 201H26L25 199ZM102 201V200H101ZM113 201V200H112ZM138 201V200H137ZM146 201V200H145ZM146 201V202H147ZM153 201V200H152ZM151 200L149 202L151 203H154L155 204V200L154 202H152ZM177 201V200H176ZM186 201V200H184ZM183 201V202H184ZM191 201V200H190ZM208 201V199H207ZM98 202V201H97ZM96 202V203H97ZM109 202V201H107ZM111 202V201H110ZM109 202V203H110ZM121 202V201H120ZM140 202V200H139ZM137 202V205L136 207H140L144 204H141V202L139 203ZM145 202V203H146ZM148 202V203H149ZM179 200L177 201V203L179 204ZM199 202V203H200ZM205 202V201H204ZM203 202V207L205 208V204ZM212 202V203H213ZM76 203V204H77ZM105 203V202H104ZM115 203V201H114ZM149 203V204H151ZM157 203V202H156ZM159 203V201H158ZM167 203V201H166ZM165 203V204H166ZM170 203V202H169ZM168 203V204H169ZM174 203V201H173ZM176 203V206H178ZM192 203V202H191ZM191 203H189V205H191ZM209 203V202H208ZM207 203V204H208ZM211 203V201H210ZM30 204V205H32ZM48 204V203H47ZM48 204V205H49ZM72 204V205H73ZM122 204V203H120ZM153 204V205H154ZM161 204V203H160ZM159 204V205H160ZM163 204V203H162ZM167 204V205H168ZM175 204V203H174ZM186 204V203H185ZM206 204V205H207ZM54 205V204H52ZM118 205V204H117ZM126 205V204H125ZM156 205V204H155ZM166 205V206H167ZM171 205L173 206V204L171 203ZM180 205V204H179ZM194 206V204H192ZM197 205V204H196ZM214 205V203H213ZM39 206H42V205H39ZM43 206L44 203H43ZM51 206V205H50ZM49 206V207H50ZM57 206V205H56ZM86 206V205H85ZM96 206V205H95ZM107 206V205H105ZM135 206V204L133 205ZM145 206V205H143ZM142 206V208H143ZM148 206V204H147ZM161 206V205H160ZM164 206V204H163ZM162 206V208H163ZM170 205L167 206V208L169 207ZM183 206V205H182ZM181 206V207H182ZM192 206V207H193ZM216 206V204H215ZM84 207V205H83ZM82 207V208H83ZM150 207V205L148 206ZM165 207V206H164ZM184 207V206H183ZM196 208V206H194ZM202 207V206H201ZM202 207V208H203ZM32 208V207H31ZM62 208V207H61ZM87 208V207H86ZM85 208V209H86ZM91 208V207H90ZM89 208V209H90ZM93 208V207H92ZM91 208V209H92ZM141 208V207H140ZM146 208V207H144ZM151 208V207H150ZM157 208L159 209V211H162L160 210V207H158V204H157ZM161 208V209H162ZM170 210H172V207L170 206ZM173 208H176L175 206ZM187 207L183 208L186 210ZM195 208H193V211L195 210ZM53 209V208H52ZM60 209V208H59ZM58 209V210H59ZM63 209V208H62ZM76 209V208H75ZM79 209V208H78ZM88 209V208H87ZM88 209V210H89ZM90 209V210H91ZM96 209H97V206H96ZM101 209V208H100ZM99 208L97 209V212H99L100 210ZM138 209V208H137ZM164 209V208H163ZM190 209V208H189ZM199 209V208H197ZM212 209V208H211ZM26 210V209H25ZM132 210H136V208H133ZM141 210H144V209H141ZM147 210V209H145ZM156 210V208L154 209ZM174 210H177V209H174ZM188 210V209H187ZM186 210V211H187ZM62 211V210H61ZM65 211V210H64ZM63 211V212H64ZM79 211V210H78ZM78 211H74L76 212V214L78 213ZM103 212L104 213V210H100V212ZM111 211V209L109 210ZM122 211V210H121ZM130 211V210H129ZM151 211H153L151 209ZM164 211V210H163ZM168 211V214H170L171 216L173 214H171L173 211H171V213H169V209L167 210ZM179 211V210H178ZM183 211V210H182ZM192 211V212H193ZM200 211V210H199ZM205 211V210H204ZM86 212V210H85ZM94 212V209L90 211V214ZM101 212V213H102ZM113 211H111L112 213ZM133 212V211H132ZM149 212V211H148ZM165 212V211H164ZM177 213V211H175ZM184 212V211H183ZM206 212V211H205ZM210 212V211H209ZM213 210H212V213H214ZM94 213V215H95ZM101 214V215H105V217L107 216L106 214ZM121 213V212H119ZM130 213V212H129ZM157 213V212H156ZM174 213V212H173ZM175 213V215L173 217H177L176 220L180 221V218H178V216H176L177 214ZM189 213V212H188ZM204 213V212H203ZM100 214V213H99ZM99 214L97 213L96 215L99 216ZM122 214V213H121ZM179 214V213H178ZM184 214V213H183ZM191 214V213H190ZM196 214V213H195ZM197 214H199V212L197 211ZM202 215V213H200ZM205 214V213H204ZM203 214V216H204ZM87 216H89V214H85ZM92 215V214H91ZM93 215V217H94ZM112 215V214H111ZM165 215L167 216L164 217V219H168L169 217L171 218V216L167 215V213H165ZM186 215V214H184ZM189 215V214H188ZM86 216V217H87ZM124 216V215H123ZM136 216V217H135ZM133 215V216H129L130 218H128V220H126L128 223H133L134 224V228L132 229L133 233L131 234L132 236H130L132 238V242L131 240L130 241H124L126 242V246L128 245V243L130 242L131 244H133V250L131 251H134L132 254L129 253V250H128V253L124 252L123 251V247L121 246L120 243H118L117 241L114 242V247L113 249H118L119 252L122 254V260L124 262V264H143L146 260H144L143 262V255L145 254V250L150 248L149 250L152 251L153 253H155V251H157L156 253L159 255L162 253L161 250H162V243L159 241L158 239V234H160L159 230H160V227L157 226L159 223H156L154 224V220H148L149 218L148 217H144L142 218L139 217V215ZM145 216V215H144ZM147 216V215H146ZM192 216V215H191ZM190 216V217H191ZM197 216V215H196ZM200 216V215H199ZM85 217V216H84ZM90 217V216H89ZM92 217V218H93ZM101 217V216H99ZM104 217V218H105ZM114 217V215H113ZM128 217V216H127ZM126 215H125V218L127 219ZM135 217V218H134ZM183 217H186V216H183ZM189 217V218H190ZM195 217V216H194ZM192 217V218H194ZM91 218V217H90ZM145 218H148V219H145ZM151 218V217H150ZM163 218V217H161ZM170 218L168 221H170ZM187 218V217H186ZM191 218V219H192ZM197 218V217H196ZM195 218V220H196ZM204 217L202 219H205ZM81 219V218H80ZM79 219V220H80ZM82 219H85V218H82ZM88 219V218H86ZM85 219V220H86ZM95 219V218H93ZM97 219V218H96ZM100 219H103V216L102 218ZM99 219V220H100ZM183 219V218H182ZM188 219V218H187ZM92 220V219H91ZM174 220L171 219V222ZM175 220V221H176ZM194 220V221H195ZM199 220V219H197ZM201 220V219H200ZM199 220V222H200ZM102 221V220H101ZM103 221H105L104 223L106 224V220L103 219ZM119 221V220H118ZM141 223H147V227H144L140 224H137V222H140ZM184 221V220H183ZM193 221V220H192ZM203 221V220H202ZM201 221V222H202ZM205 221V220H204ZM125 222V221H124ZM123 222V224H125ZM171 222H168L170 223V226H167L165 224H161L160 226L162 227L161 229H165V231H167L166 235L164 236V239H167V241L171 242L172 239H174V236L176 235L174 233V230L175 228H178V224L176 225V227H171V225L173 224V226L175 225L174 223L171 224ZM174 222V221H173ZM189 222V221H188ZM91 223V222H90ZM98 223V222H96ZM128 223H127V227H128ZM184 222H180V224H183ZM190 223H193V222H190ZM196 223V222H195ZM92 224V223H91ZM103 224V222H102ZM132 224V225H133ZM157 224V225H156ZM197 224V223H196ZM194 224V227L195 228H199V224L196 225ZM8 225V223H7ZM101 225V224H100ZM126 225V224H125ZM131 225V224H130ZM129 225V226H130ZM145 225V224H144ZM184 225V224H183ZM189 225V224H188ZM196 225V226H195ZM86 226H89V225H86ZM91 226V225H90ZM166 226V227H165ZM182 226V225H181ZM193 226V224H192ZM192 226L189 227V230L192 228ZM64 227V226H63ZM72 227V226H71ZM103 227V226H102ZM107 227V226H106ZM125 227V226H124ZM132 227V226H131ZM184 227V226H183ZM118 228V227H117ZM129 228V227H128ZM66 229V228H65ZM68 229V228H67ZM74 229V228H73ZM179 229V228H178ZM79 230V229H78ZM96 230V229H95ZM94 230V231H95ZM186 230V228H185ZM184 230V231H185ZM189 230H187L189 232ZM70 231V230H69ZM74 231V230H73ZM87 231V230H86ZM185 231V232H187ZM65 232V231H64ZM75 232V235H76V231ZM88 232V231H87ZM93 233L92 236H95L94 238H96V235L95 232L91 231ZM70 233V232H69ZM78 233V232H77ZM82 233V232H81ZM80 233V234H81ZM123 233V232H122ZM181 234V232H179ZM199 233V234H201ZM89 234H91L89 232ZM88 234V235H89ZM104 234V233H103ZM111 234V233H110ZM124 235L126 234L125 232L123 233ZM122 234V235H123ZM167 234H168V237H167ZM184 236H185V233H183ZM188 234V233H187ZM190 234L192 235L191 231H190ZM64 235V234H63ZM71 235V234H70ZM69 235V236H70ZM79 236V239H81L80 237H83L85 238L86 235L85 234H82L79 235V233L77 234ZM87 235V236H88ZM117 235V234H116ZM177 235L178 232H177ZM197 235V234H196ZM66 236V234H65ZM86 236V237H87ZM126 236V235H125ZM184 236H179L181 239L182 237L184 238ZM193 236V235H192ZM198 236V235H197ZM67 237V236H66ZM99 237V236H98ZM114 237V236H113ZM117 237V236H116ZM123 237V236H122ZM127 237V236H126ZM125 237V238H126ZM201 237V236H200ZM203 237V236H202ZM201 237V239H202ZM89 238V236H88ZM93 238V239H94ZM100 238V237H99ZM120 238V237H119ZM124 238V237H123ZM162 238V236L160 237ZM178 238V237H177ZM190 238V237H189ZM199 238V237H198ZM73 239V238H72ZM78 239V240H79ZM92 239V237H91ZM128 239V237L126 238ZM130 239V238H129ZM128 239V240H129ZM176 239V238H175ZM179 239V238H178ZM176 239V240H178ZM180 239V240H181ZM187 239V238H185ZM184 239V240H185ZM200 239V241H201ZM83 238L80 241H82ZM85 240V241H84ZM83 240V243H84V247H86V242L87 238H85ZM116 240V239H115ZM122 240V241H123ZM183 240V241H184ZM191 240H194V243H195V237L194 239L191 238ZM202 240V242H203ZM105 241V240H104ZM175 241V240H174ZM183 241H181V243H183ZM186 241V240H185ZM98 242V241H97ZM97 242L95 241L96 245H97ZM128 242V243H127ZM168 242V243H169ZM178 242V245H180L181 243L179 242V240L177 241ZM189 242V241H188ZM65 243V242H64ZM91 242H89V245ZM105 243V242H104ZM104 243H101L102 245ZM124 243V242H123ZM197 243V241H196ZM195 243V244H196ZM199 243V241H198ZM197 243V244H198ZM93 244V242H92ZM167 244V243H165ZM171 243L167 244L169 245V247H166L168 249L172 248V247H175V245L177 244H174L172 243L174 246H171L170 245ZM190 244V243H189ZM194 244V246H192L193 248L196 246ZM200 244V243H199ZM74 245V244H73ZM94 246H96L95 244H93ZM100 244H98L99 246ZM106 245V244H105ZM125 245L123 244V246L125 247ZM184 245V243L182 244ZM187 245V244H186ZM185 245V246H186ZM78 246V245H77ZM76 246V247H77ZM88 246V245H87ZM106 246H110L111 245H106ZM132 246V245H131ZM79 247V246H78ZM91 247V246H90ZM102 247V246H101ZM110 247H107V249ZM129 247V246H127ZM176 247H178L176 245ZM181 247V246H180ZM176 248V249H179L181 251V248L184 247L182 246L181 248ZM198 247V246H197ZM249 247V248H250ZM68 248V247H67ZM88 248V247H87ZM95 248V247H94ZM99 249L100 247H96V249ZM106 247H104L105 249ZM130 248V247H129ZM128 248V249H129ZM187 246L185 248H182L184 251L186 250ZM190 250L189 252H187L189 254V257L192 258L191 260H193L195 257V259H197V257H199V259L197 260H202L200 259V256H198V254L200 253L199 251L195 249ZM59 249V248H58ZM81 249V248H80ZM79 249V250H80ZM103 249V248H102ZM103 249V251H104ZM112 249V248H111ZM110 249V250H111ZM112 249V250H113ZM126 249V248H125ZM135 249V250H134ZM164 249V248H163ZM190 249H191V246H190ZM198 249V248H197ZM84 250V248H83ZM89 250V249H88ZM100 250V249H99ZM109 250V251H110ZM172 250H175V248H173ZM10 251V250H8ZM81 251V250H80ZM87 251V250H86ZM97 251V250H96ZM127 251V249H126ZM148 251V250H147ZM149 251V252H150ZM179 251V252H180ZM197 251L198 254L195 252ZM63 252V251H62ZM65 252V251H64ZM83 252V251H81ZM99 252V251H98ZM115 252V251H114ZM112 251V254L114 253ZM118 252V251H117ZM118 252V253H119ZM144 252V254H143ZM177 254H178V250H176ZM182 252V251H181ZM118 253H115V255ZM152 253V254H153ZM164 253V252H163ZM168 253V252H166ZM174 255L177 256L178 258V255L175 254V252L173 251L172 252ZM219 253H222V254H219ZM60 254V253H59ZM64 254V253H62ZM77 254V252H76ZM99 255L101 254L100 252L98 253ZM95 255V256H98ZM104 254V253H102ZM148 254V255H147ZM184 254H186L184 252ZM88 255V254H87ZM111 255V254H110ZM151 254H149L148 252L146 253V256H149ZM162 255V254H161ZM160 255V256H161ZM165 255V254H164ZM164 255H162V259H164ZM170 255V254H169ZM182 254H180L179 257H181ZM64 256V255H63ZM84 256V255H83ZM82 256V258H83ZM109 256V254L107 255ZM157 256V255H155ZM188 256V255H187ZM205 256V255H204ZM210 256V255H209ZM105 257V256H104ZM119 255H118V261L119 260ZM145 257V255H144ZM158 257V256H157ZM189 257L188 260L190 259ZM213 257V256H212ZM7 258V257H6ZM101 258V259H100ZM100 261L102 260L103 256L100 257ZM110 258V257H108ZM106 258V259H108ZM116 258V259H117ZM160 258V259H161ZM182 260H183V257H181ZM204 258V257H203ZM208 258V257H207ZM10 259V258H9ZM99 259L97 261H99ZM104 259V258H103ZM147 259H149L148 261H152V259L150 260V258L148 257ZM159 259V260H160ZM168 259V258H167ZM166 259V260H167ZM8 260V258H7ZM6 260V261H7ZM79 260V259H78ZM82 260V259H81ZM89 260V259H88ZM92 261H94L93 259H91ZM96 260V259H95ZM121 260V261H122ZM182 260H180L182 262ZM187 260V261H188ZM5 261V262H6ZM14 261V260H13ZM96 261V262H97ZM104 261V260H102ZM101 261V262H102ZM111 261V260H110ZM120 261V262H121ZM168 261V260H167ZM178 261V259H177ZM180 261H178V264H180ZM186 260H183V262H185ZM204 261V260H203ZM203 261H200V262H203ZM63 262V261H62ZM95 262V264H96ZM105 262V261H104ZM112 262L114 261H111V264ZM117 262V261H116ZM154 260L151 262L153 263ZM190 262V261H189ZM199 262V261H198ZM205 262V261H204ZM203 262V263H204ZM212 262V261H210ZM3 263V262H2ZM8 263V261H7ZM14 263V262H13ZM16 263V262H15ZM79 263V262H78ZM92 263V262H91ZM100 263V262H99ZM103 263V262H102ZM101 263V264H102ZM109 263V262H108ZM107 263V264H108ZM148 262H146L145 264H147ZM206 263V262H205ZM93 264V263H92ZM110 264V263H109ZM114 264V263H113ZM122 264V262H121ZM169 264V263H168ZM219 264V263H218Z\"/></svg>",
  "mask_w": 264,
  "mask_h": 264
},
{
  "label": "crops",
  "instance_id": "obj_3",
  "mask_svg": "<svg viewBox=\"0 0 264 264\" xmlns=\"http://www.w3.org/2000/svg\"><path fill=\"white\" fill-rule=\"evenodd\" d=\"M256 1H257L259 19L261 22V26L264 30V0H256Z\"/></svg>",
  "mask_w": 264,
  "mask_h": 264
}]
</instances>
